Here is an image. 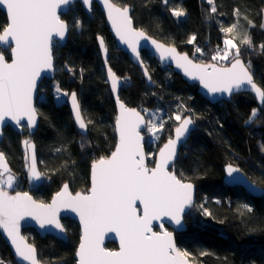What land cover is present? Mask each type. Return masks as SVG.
Listing matches in <instances>:
<instances>
[{
  "label": "trees",
  "instance_id": "obj_1",
  "mask_svg": "<svg viewBox=\"0 0 264 264\" xmlns=\"http://www.w3.org/2000/svg\"><path fill=\"white\" fill-rule=\"evenodd\" d=\"M114 2L131 7L136 26L203 63L214 62L212 56L225 39H237L221 30L235 24L237 34L251 38L252 47L240 44L238 39L236 42L244 62L251 63L255 81L264 88V50L260 48L264 44V0H214L217 12L210 20L207 0H169L167 5L162 0ZM173 8H182L186 15L173 16ZM61 18L68 23L69 31L66 44L54 51V65L59 68L54 79L62 90L77 92L85 120L92 123L85 135L80 134L67 104H57L50 87L43 86L42 81L36 101L39 124L35 133H18L9 126L3 130L0 149L16 177L13 187L6 190L14 192L25 182V140L36 143L39 168L46 177L40 187L31 191L42 202L48 201L63 183H68L74 192L87 191L92 162L113 151L116 112L97 47L100 35L109 51L110 66L123 80L120 98L127 105L161 108L171 116L177 112L194 118L196 128L172 167L177 176L197 187L196 205L185 216L187 228L175 233L179 248L187 251L195 264H264V195L252 197L241 187L222 183L223 166L230 162L264 187V102L259 107L253 95L243 92L232 95L230 101L210 103L197 92L196 84H188L142 51L153 82V86L149 85L139 68L115 45L96 4L91 17L76 1ZM77 22L79 27L75 26ZM6 24L0 10V31ZM193 35L195 41L188 43ZM195 45L202 48L201 56H194ZM2 51L8 58V50ZM253 110L256 116L247 122ZM176 124L172 120L164 124L158 148L171 136ZM202 197L206 198L204 208L211 216L204 215L197 205ZM243 202H248L253 211L247 212ZM62 221L67 242L51 235L40 237L32 228L24 230L30 231L25 236L35 245L43 263L75 264L79 227L67 217ZM107 247L116 245L109 242ZM0 260L17 264L1 235Z\"/></svg>",
  "mask_w": 264,
  "mask_h": 264
},
{
  "label": "snow or ice",
  "instance_id": "obj_2",
  "mask_svg": "<svg viewBox=\"0 0 264 264\" xmlns=\"http://www.w3.org/2000/svg\"><path fill=\"white\" fill-rule=\"evenodd\" d=\"M83 3L88 5L90 0H83ZM103 3L116 35L136 52V43L146 37L143 31L132 27L129 8H121L112 0H103ZM163 3L167 5L169 0H163ZM71 4L72 0H0V8L6 11L8 20L0 31V44L7 45L11 54V62H8L3 51H0V125L11 120L17 126H22L21 121L25 118L28 128L36 125L37 110L33 106V92L41 74L53 68L54 36L62 40L68 31V25L60 18L58 10ZM207 4L211 6V13L217 12L214 0H207ZM171 12L177 18L186 15L182 8H173ZM236 15L239 16L238 10ZM75 26L79 27V22ZM235 27L234 24L221 30L231 33ZM195 39L193 35L188 43H193ZM152 44L162 59L171 57L176 60L177 67L183 68L185 74L193 79H199L209 92L231 94L233 89L241 90L250 86L264 101V88L255 83L249 70L251 63L242 61L240 47L233 39L224 40L222 56L220 52L212 56L215 61L228 60L232 55L228 67L196 64L186 54L177 53L175 47H166L155 40ZM240 44L252 47L251 38L245 35ZM100 46L106 54L102 38ZM260 48L264 50V44ZM231 49H235V52L232 53ZM196 51L201 50L197 48ZM69 71L72 69L69 68ZM107 72L111 90L116 93L121 86L119 78L110 67ZM55 91L61 94L57 99L61 96L70 97L75 122L79 129L86 131L92 122H86L77 93L64 92L58 86ZM117 103L120 109L116 117L118 142L109 156H101L92 162L91 187L86 193L76 192L73 196L68 184H64L50 204L37 202L27 192L9 195L5 188L13 187L14 176L7 166L4 153L0 152V228L8 234L22 260L29 264H41L36 249L25 244L24 238L19 236V221L28 216L37 220L42 228L51 225L64 232L63 225L57 219V213L63 207L76 212L83 225L76 252L78 264H190V254L177 248L173 233L164 229L163 223L159 225L162 231H153V221L167 218L177 227H183L185 209L193 204V185L178 178L168 168L176 156L177 142L189 132L194 120L191 116L175 115L176 121H182L174 129L175 138H169L160 149L155 166L150 168L141 143V125L155 137L164 129L165 122L152 119L145 121L139 111L127 108L118 96ZM254 116L256 110L251 114V117ZM24 144L26 148L33 149L30 174L34 179H39L41 174L36 169L34 145L29 140H25ZM226 172L229 177H233L241 169L228 164ZM200 207L204 215L211 216L207 208L203 205ZM243 208L247 212L253 211L247 204ZM109 232L119 237L118 251H110L102 246ZM0 264L4 262L0 260Z\"/></svg>",
  "mask_w": 264,
  "mask_h": 264
},
{
  "label": "water",
  "instance_id": "obj_3",
  "mask_svg": "<svg viewBox=\"0 0 264 264\" xmlns=\"http://www.w3.org/2000/svg\"><path fill=\"white\" fill-rule=\"evenodd\" d=\"M76 1H79L85 11V13L91 17L92 15V8H93V4H96L98 6V8L101 10V12L103 13V16H104V19H105V22H106V25L114 39V42H115V45L117 46L118 49H120L122 52L126 53L128 58L130 59V61L136 65L145 82L149 85H152L153 86V82H152V79H151V75L149 73V70L145 64V62L143 61V58H142V51H146L150 54L151 57H153L158 63L160 66L162 67H169L171 68L174 72L178 73L188 84L190 85H193V84H196L197 85V92L204 98L206 99L207 101H209L210 103H217L219 101H230L232 95L234 94H237V93H243V92H248L250 93L251 95H253V97L255 98L257 104L259 107L262 106L263 102L257 95L254 91L251 90L250 86H245L244 88H242L241 90H236V89H233L232 93L229 94L227 92H217V93H211L208 91V89H206L203 84H201L200 80L199 79H193L192 77L188 76L185 74L184 72V69L183 68H179L177 67V63H176V60L172 59L171 57H165V58H161V55H160V52L157 51L156 49V46L154 44H152V41L155 40L157 43H160V44H164L166 47H175L176 48V51L177 53H179L180 55H187L189 59H191L193 61V63H196V64H215L217 67H228L230 66L232 60L228 63V64H219V63H216V62H209V63H203V62H200V61H197L195 60L194 58H192L187 52L185 51H180L178 49L177 46L175 45H172V44H168L162 40H159L157 39L156 37L148 34L144 29L138 27L135 25V22L131 16V7L129 5H120L116 2H114V0H112L113 3L117 4V6L119 7H125L127 6L129 8V16L131 17L132 19V27L138 31H143L145 33V37L146 38H140L138 40V42L136 43V52H133L132 51V48H130L128 46V44L122 42L120 40V38L116 35V30L113 28L112 26V23L111 21L108 19V15H107V9L105 8L104 6V3H103V0H90V4L88 5H85L83 3V0H72V4H74ZM71 4V5H72ZM69 8L70 7H62L58 10V14L60 15V18H61V14H64V13H67L69 11ZM0 10H2L6 16V11L3 9V8H0ZM62 19V18H61ZM6 20H7V16H6ZM64 20V19H62ZM65 21V20H64ZM66 22V21H65ZM7 23H8V20H7ZM67 23V22H66ZM68 25V23H67ZM2 31V30H1ZM68 31H69V26H68ZM68 31L66 32L65 34V37L64 39H60L59 37H55L54 38L57 40L58 44H59V47H63L66 42H67V39H68ZM100 38L103 39L102 36L98 35L97 36V47H98V51H99V54H100V58H101V62H102V66H103V70H104V75H105V80H106V83L108 85V88L110 90V94H111V98L113 100V103H114V106H115V112H116V115H115V121H114V130H115V135H116V143H115V146L118 142V132L116 130V117L119 115V106H118V103H117V96L119 97V100L121 102H123L125 104V106L127 108H134L136 109L137 111H139L141 113V115L144 117L145 121L146 120V116L144 115V113L141 111L140 109V106L138 107H131L129 105H127L121 98H120V88L121 86L123 85V80L121 79V77H119L115 72L114 70L112 69V67L110 66L109 64V61H108V58H109V51H108V48L104 42V46L105 48L107 49V53L105 54L104 50L101 48L100 46ZM104 41V40H103ZM0 49H7L8 50V54H9V57L7 58L6 55H5V58L8 62H11V54H10V48L7 46V45H3V44H0ZM52 51H53V48H52ZM138 54V55H137ZM105 56H107V64L105 63ZM241 58V57H240ZM242 59V58H241ZM242 61L244 62V60L242 59ZM245 63V62H244ZM246 64V63H245ZM111 68L112 71L116 74V76L119 78V81H120V85L117 89V92L116 93H113L112 90H111V82L108 78V72H107V69L108 68ZM250 70V69H249ZM145 71L147 72V75L145 74ZM251 72V71H250ZM252 73V72H251ZM253 75V73H252ZM55 76V65H54V57H53V68L51 70H48V71H45L41 74V76L37 79V84H36V89L34 90L33 92V106L34 108L37 110L36 108V100H37V96H38V90H39V86L40 84L42 83V81L44 79H53ZM150 77V79H149ZM253 79L255 81V78L253 76ZM255 83L260 86L256 81ZM71 92H76L75 90L71 91ZM69 92V93H71ZM77 93V92H76ZM77 97H78V94H77ZM78 100H79V97H78ZM80 101V100H79ZM66 104L69 108V111H70V115H71V118L74 122V125L77 129V131L82 134V135H85L87 132H88V128L86 131L84 130H81L79 129L78 125L76 124L75 122V119H74V114H73V111H72V107H71V101H70V97H67V100H66ZM81 104V103H80ZM81 110H82V107H81ZM83 113V111H82ZM186 116H191L189 114L183 116V117H186ZM192 117V116H191ZM193 118V117H192ZM194 120V118H193ZM182 121H178L177 124L173 127V130H172V134H171V138H175V131L174 129L176 127L179 126V124L181 123ZM38 124H39V114L37 112V121H36V125L33 127V128H28L27 126V118H25L24 120L21 121V125L22 126H17L13 121L11 120H6L4 122L3 125H0V133H2V135H0V143L1 141L3 140V130L9 126L11 127L12 129H14L16 132L18 133H24L26 132L28 135H33L38 127ZM196 128V124H195V121L192 125L189 126V132L181 138L180 141L177 142V145H176V156L174 158V160L170 163L169 165V168L168 170L169 171H173L174 174H176L175 170H173V165L175 164L177 158H178V155H179V152H180V149L182 146H184L186 144V142L188 141V139L190 138V136L192 135L193 131L195 130ZM145 130V127L144 125H141V136L143 137L141 143H142V146H143V149H144V152H145V155H146V148H145V141H146V137L143 133V131ZM169 137V138H170ZM169 138L157 149L156 153H155V157H154V161L152 164H149L148 163V160L146 159V163L148 165V167H154L155 166V161L159 158V151L161 148L164 147V145L168 142ZM29 141L31 142L32 145H34V153H35V158H36V169L37 171L41 174L40 178L39 179H34L31 174H30V168H31V165H32V154H33V149H28L26 148V145H25V151H26V159H27V169H26V175H25V178L27 180V182L29 184H31L32 186L34 187H39L41 186L44 181H45V176L44 174L42 173V171L40 170L39 168V161H38V156H37V146H36V143L34 142L33 139H29ZM115 150V147L113 149V151ZM0 152L1 149H0ZM111 154V153H110ZM109 154V155H110ZM108 155V156H109ZM147 157V156H146ZM6 158V157H5ZM6 163H7V166L8 168L11 170V167H10V164L6 158ZM228 164H232L234 167H238L240 168L238 165L236 164H233V163H226L224 166H223V177H222V183L227 186V187H241L242 189H244V191H246L250 196L252 197H261L264 195V187H262L261 185L257 184L256 182H254L253 180H251L247 174H245L242 170L240 173H237V174H234L233 177H229L227 175V172H226V166ZM92 165V164H91ZM11 173H12V170H11ZM177 175V174H176ZM178 178H180L179 176H177ZM181 179V178H180ZM183 180V179H182ZM184 182L186 183H191L193 185V204L191 207L189 208H186L185 209V212L183 214V217H182V224H183V227H177L175 225L174 222H170L167 218H163L161 221H153V231H157V232H160L162 231L163 229L160 228V224L163 223L164 225V229H166L167 231L169 232H172L173 233V239H174V242L177 246V248H179V246L177 245V242H176V237H175V233H180V232H183L186 230L187 228V224L185 222V216L190 212V210L192 209V207L195 205V202H196V195H197V187L195 185L194 182L192 181H187V180H183ZM64 184H68V183H63L60 188L52 194V196L50 197V199L47 201V202H42V201H39L37 200L34 196H32L31 194H29L30 196H32V198L34 200H36L37 202H42L44 204H50L52 202V199L53 197H55L56 193L57 192H60L63 188V185ZM69 186V184H68ZM91 187V166H90V173H89V187L88 189H90ZM87 189V191H88ZM6 190V189H5ZM69 192L74 196L76 194V192H82V191H72L70 186L68 188ZM8 191V190H6ZM87 191L83 192V193H86ZM16 192H23V191H14V192H10L8 191L9 195H15ZM69 218L73 221L76 222V224L78 225L79 227V242L77 244V247H76V250H75V253H74V257H75V264H78V257L76 256V252L78 250V246H79V243H80V238H81V235H82V231H83V225L81 224V221H80V218H79V215L76 213V212H73L71 209H68V208H61L59 210V212L57 213V219L59 220V222L63 225L64 229H65V226L63 224V221L62 219L63 218ZM28 228H32L35 230V232L40 236V237H44L46 235H51L63 242H67L68 241V234L66 232V229L64 232H60L58 229H56L54 226H51V225H45V227H41L40 226V223L33 219L32 217H28V216H25L23 219H21L19 221V236L23 237L24 238V243L27 244V245H31L32 247H35L34 244H32L31 242L28 241V239L26 238L25 234H24V230L25 229H28ZM156 228V229H155ZM0 235L1 237L3 238V240L6 242V244L8 245L11 253H12V257L14 259V261L17 263V264H29V262L27 261H24L22 260L20 257H18L16 251H15V246L12 244V241L11 239L9 238L8 234L4 231L3 228H0ZM109 242H113L115 243L116 247L115 248H108L107 247V244ZM103 247H105L106 249L110 250V251H118L119 250V246H120V240H119V237L116 235V233L114 232H109L105 235L104 237V240H103ZM180 249V248H179ZM181 250V249H180ZM36 253H37V249H36ZM37 258H38V253H37ZM189 259V258H188ZM39 260V258H38ZM190 264H195L193 263L190 259ZM41 264H46V263H43L41 262ZM52 264H63V263H52Z\"/></svg>",
  "mask_w": 264,
  "mask_h": 264
},
{
  "label": "rangeland",
  "instance_id": "obj_4",
  "mask_svg": "<svg viewBox=\"0 0 264 264\" xmlns=\"http://www.w3.org/2000/svg\"><path fill=\"white\" fill-rule=\"evenodd\" d=\"M163 1V0H162ZM209 16H208V20H210L211 19V15H212V13H211V11H209ZM233 37H235V38H237L239 41H241L243 38H244V36L242 37V34L241 35H239V34H237V32H235V30H233V32H231L230 33ZM233 40L234 41V43H236L237 45H238V43L236 42V41H238V40ZM52 48H53V57H55V54L56 53H54V51H57V49H59V44H58V42H57V40L55 39V38H53V46H52ZM197 48H199L201 51L200 52H197L196 51V49ZM225 49V45H224V41H223V44L222 45H220V47H218L217 49H216V51H215V55L217 54V52H220V54H221V56L223 55V50ZM195 52H194V56L195 57H197V56H201V54L203 53V50H202V48H200L199 46H196L195 45ZM0 51H2V49H0ZM232 53H234L235 52V50H233V49H231L230 50ZM146 54L148 55V56H150V54L148 53V52H146ZM151 57V56H150ZM241 58H242V56H240ZM145 58V57H144ZM233 59V57H232V55H230L229 56V59L228 60H223V59H217L216 61H214V62H216V63H219V64H226L225 62L227 61L228 63L231 61ZM146 60H147V58H146ZM169 68V67H168ZM171 69V68H170ZM55 70L56 71H58L59 70V68H57V67H55ZM48 86V87H50V89H51V91H52V94H53V97H54V100H55V102L57 103V104H61V103H65L66 102V100H67V97H63V96H61V98L60 99H57V97L58 96H60L61 94H58L56 91H55V89H56V87L58 86L59 87V85H58V82H57V80H55V79H47V80H45L44 81V83H43V86ZM60 88V87H59ZM61 89V88H60ZM64 92H67V91H65V90H63ZM140 109H141V111L144 113V115L146 116V120H149V119H152V120H154L155 122H159L160 120H163L165 123L167 122V121H170V120H172V121H174V122H178V121H176L175 120V115L176 114H180V113H177V112H175V113H173L172 114V116L171 115H169L165 110H163V109H161V108H144V107H140ZM145 110H147V111H145ZM256 113H257V111H256ZM252 114V113H251ZM182 117H183V114H180ZM253 117H251V119H252ZM251 119H248L247 120V122H249ZM164 123V124H165ZM163 131V130H162ZM162 131L160 132V133H158L157 134V136H155V137H153V136H151V134L150 133H148L147 132V130H146V128H145V130L143 131V133H144V135H145V137H146V141H145V148H146V156H147V160H148V163L149 164H152L153 163V161H154V157H155V153H156V151H157V148H158V142H159V139H160V136L162 135ZM172 134V133H171ZM26 152V151H25ZM26 155V154H25ZM25 169H27V164H26V168ZM14 176V182H13V185L15 184V182H16V177H15V175H13ZM22 187H23V189H25V187L24 186H26V183H22V184H20ZM31 194V193H30ZM33 195V194H32ZM47 202V201H46ZM244 204H247V205H249L250 206V204L248 203V202H243ZM205 204H206V198L205 197H202L201 198V201L197 204L198 205V207L201 209V211L203 212V209L200 207L201 205H203V207H205ZM195 205H196V203H195ZM191 211V210H190ZM25 235H30V231H27L26 233H24Z\"/></svg>",
  "mask_w": 264,
  "mask_h": 264
},
{
  "label": "flooded vegetation",
  "instance_id": "obj_5",
  "mask_svg": "<svg viewBox=\"0 0 264 264\" xmlns=\"http://www.w3.org/2000/svg\"><path fill=\"white\" fill-rule=\"evenodd\" d=\"M54 79V78H53ZM45 80H47V79H44L43 80V82L45 81ZM40 87V86H39ZM38 92H39V90H38ZM69 93V92H68ZM38 97V96H37ZM37 101V100H36ZM66 103V102H65ZM43 173V172H42ZM45 176V175H44ZM46 178V177H45ZM24 183H26V186H24L25 187V189H23V187L20 185L19 187H18V190H16V191H23V192H27V193H31V191L32 190H35V189H37L36 187H34V186H32L31 184H29L28 182H27V180H26V178H25V182ZM40 187V186H39Z\"/></svg>",
  "mask_w": 264,
  "mask_h": 264
},
{
  "label": "built area",
  "instance_id": "obj_6",
  "mask_svg": "<svg viewBox=\"0 0 264 264\" xmlns=\"http://www.w3.org/2000/svg\"><path fill=\"white\" fill-rule=\"evenodd\" d=\"M6 189V188H5Z\"/></svg>",
  "mask_w": 264,
  "mask_h": 264
}]
</instances>
